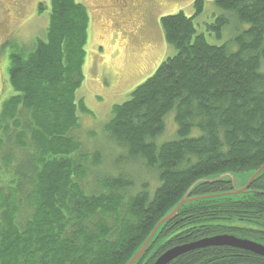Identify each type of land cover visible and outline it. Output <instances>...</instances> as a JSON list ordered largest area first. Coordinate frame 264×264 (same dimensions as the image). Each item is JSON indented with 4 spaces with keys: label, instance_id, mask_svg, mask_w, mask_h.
Masks as SVG:
<instances>
[{
    "label": "trees",
    "instance_id": "trees-1",
    "mask_svg": "<svg viewBox=\"0 0 264 264\" xmlns=\"http://www.w3.org/2000/svg\"><path fill=\"white\" fill-rule=\"evenodd\" d=\"M214 1L220 12L206 30L227 33L225 42L197 27L205 0L194 1L193 15H163L174 53L114 104L104 125L117 164H138L142 179L156 174L153 189L142 180L135 190L120 169L97 172L94 185L87 180L93 147L73 131L90 112L79 95L90 17L79 0H51L46 32L28 51L9 54L13 91L0 102V264H124L194 182L264 164V0ZM171 110L177 137L159 141ZM232 188L225 180L197 183L189 197L218 195L185 202L138 264H152L155 252H146L155 245L160 253L219 232L264 242V172L248 191L222 193ZM167 264H264V255L209 245Z\"/></svg>",
    "mask_w": 264,
    "mask_h": 264
},
{
    "label": "rangeland",
    "instance_id": "rangeland-1",
    "mask_svg": "<svg viewBox=\"0 0 264 264\" xmlns=\"http://www.w3.org/2000/svg\"><path fill=\"white\" fill-rule=\"evenodd\" d=\"M79 1L87 6L90 17L85 78L79 89L90 112L80 113L81 123L73 134L82 140L83 146L93 147L92 156L83 164L87 169V180L91 186L98 181L97 172L115 173L120 169L133 176L135 190L139 189L142 180H148L153 189L157 183L155 173H148L147 179H142L145 173L138 164L129 161L117 164L118 159L113 160L118 151L106 136L104 125L112 115L114 104L127 99L138 84L174 53V47L165 39L161 17L180 10L193 15L195 0H149L148 3H152L145 7L139 5L141 0ZM41 3L44 8H40ZM50 10L51 0H0V102L13 91L8 77L10 52L18 48L28 51L35 38L46 32ZM219 12L214 0H205L204 10L195 21L209 41L218 44L225 42L227 33L217 37L215 31L206 30V24ZM165 121L166 130L158 137L159 141L177 137L174 110L167 113ZM198 131L195 128L193 134ZM93 155H100V161L95 163ZM163 251L158 253L155 245L146 254L155 252L154 262ZM144 254L134 264H138Z\"/></svg>",
    "mask_w": 264,
    "mask_h": 264
},
{
    "label": "water",
    "instance_id": "water-1",
    "mask_svg": "<svg viewBox=\"0 0 264 264\" xmlns=\"http://www.w3.org/2000/svg\"><path fill=\"white\" fill-rule=\"evenodd\" d=\"M264 172V164H262L256 170L250 172L243 173H235L231 171H225L222 173H218L215 175H210L206 177H202L196 182L192 184V186L188 189V191L183 195V197L179 200V202L171 208L155 225L149 236L145 239L142 245L135 251V253L129 258L124 264H134L138 261V259L142 256V254L146 251L149 246L150 241L152 240L154 234L157 232L158 227L167 221L168 219L175 216L179 210V208L187 201L195 200L199 198H204L208 196H214L218 194H202L197 196L189 197V193L191 190L197 185V183L204 181H216V180H225L231 181L233 188L222 192L226 193H242L249 190L252 182ZM209 245H231L235 247H240L244 249L251 250L258 254L264 255V243L262 241L255 240L253 238L242 236L239 234H235L233 232H219L212 235L202 236L198 239L189 240L187 242H183L180 244H176L164 250L153 262V264H167L178 255L185 253L189 250H193L196 248L209 246Z\"/></svg>",
    "mask_w": 264,
    "mask_h": 264
},
{
    "label": "flooded vegetation",
    "instance_id": "flooded-vegetation-1",
    "mask_svg": "<svg viewBox=\"0 0 264 264\" xmlns=\"http://www.w3.org/2000/svg\"><path fill=\"white\" fill-rule=\"evenodd\" d=\"M148 2H149V0H147V1L141 0V2L139 1V3H144V4H146V6H148L152 3V1L150 3H148Z\"/></svg>",
    "mask_w": 264,
    "mask_h": 264
},
{
    "label": "bare ground",
    "instance_id": "bare-ground-1",
    "mask_svg": "<svg viewBox=\"0 0 264 264\" xmlns=\"http://www.w3.org/2000/svg\"><path fill=\"white\" fill-rule=\"evenodd\" d=\"M190 194V193H189Z\"/></svg>",
    "mask_w": 264,
    "mask_h": 264
}]
</instances>
